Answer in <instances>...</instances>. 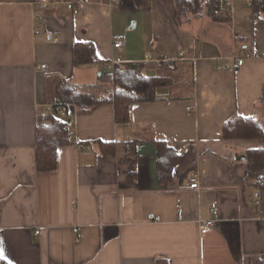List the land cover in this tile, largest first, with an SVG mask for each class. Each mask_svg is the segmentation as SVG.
Masks as SVG:
<instances>
[{
    "label": "crops",
    "instance_id": "crops-1",
    "mask_svg": "<svg viewBox=\"0 0 264 264\" xmlns=\"http://www.w3.org/2000/svg\"><path fill=\"white\" fill-rule=\"evenodd\" d=\"M35 1L0 0L4 261L253 264L264 254V191L246 182L244 157L260 142L222 137L234 114L264 127V16L252 18L251 0L224 1V21H179L175 0H91L71 8L68 0H51L43 9ZM117 37L120 47L113 46ZM77 42H92L98 61L75 66ZM239 51L249 56L233 69ZM127 62L168 78L155 99L130 104L128 122L116 123L110 102L82 111L55 98L59 81L94 85ZM55 99L73 120L69 127L58 118L71 140L58 147L56 169L38 172L37 119ZM132 138L129 153L124 142ZM154 140L187 154L163 184ZM98 141L118 142L115 153H103ZM192 176L196 188L189 187ZM207 218L215 219L213 228L200 235L199 221Z\"/></svg>",
    "mask_w": 264,
    "mask_h": 264
},
{
    "label": "trees",
    "instance_id": "trees-1",
    "mask_svg": "<svg viewBox=\"0 0 264 264\" xmlns=\"http://www.w3.org/2000/svg\"><path fill=\"white\" fill-rule=\"evenodd\" d=\"M226 0H175L178 20L188 17L208 16L213 21H224L221 13L222 4ZM252 18L264 16V0H251ZM72 61L75 66L86 65L98 61L95 46L92 42L74 43ZM143 62H127L114 64L111 72L103 74L97 84L78 87L68 80H61L55 88V98L63 104L74 103L80 110L86 111L104 102L114 107L116 123L130 120L129 106L136 101L155 99V90L166 83L168 78L146 76L142 72ZM264 95V92H263ZM224 140L257 139L260 145L245 152L246 182L256 189L264 191V127L253 116L234 114L222 125ZM35 166L38 172L56 169V154L59 146L68 144L71 132L64 122L54 115L40 113L37 119L35 135ZM137 138L124 142L126 151L134 152ZM156 144L157 180L163 184L172 180L174 168L185 158L186 153L178 152L177 147L162 140H154ZM118 142L98 141L103 153H115ZM0 264H7L1 256ZM156 264H168L157 260ZM253 264H264V254L258 256Z\"/></svg>",
    "mask_w": 264,
    "mask_h": 264
},
{
    "label": "built area",
    "instance_id": "built-area-1",
    "mask_svg": "<svg viewBox=\"0 0 264 264\" xmlns=\"http://www.w3.org/2000/svg\"><path fill=\"white\" fill-rule=\"evenodd\" d=\"M90 1L91 0H68L67 6L69 8H71L72 5H77V6L81 7ZM50 2H51V0H36L35 1V7L38 9H43V8L47 7ZM225 3L228 5L229 0H226ZM34 19L38 20V21L41 20V15L38 11H36L34 13ZM35 32L38 33L39 29H36ZM122 45H123V39L121 37H117L114 39V41H113L114 47H120ZM247 56H249V55L245 51H239L237 54H235V56H233V59H234V63L232 65L233 69H236L239 66V61L241 58L247 57ZM38 68L40 70H42L44 73L48 72V68H47L46 64H40L38 66ZM222 68H226V66L222 65ZM60 105L61 104H60L59 100L55 99L52 103L44 105L45 106V112L49 113V114L52 113L57 118L63 120L67 126L71 127L73 125V120L69 119L67 117L65 109H63ZM189 187L190 188L198 187V180L196 177H194V176L190 177ZM211 213L213 215H215V214H217V210L212 209ZM214 222H215L214 218H207V219L200 220L199 221V233H200V235H204L207 232H209L210 230H212Z\"/></svg>",
    "mask_w": 264,
    "mask_h": 264
}]
</instances>
